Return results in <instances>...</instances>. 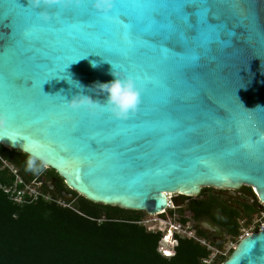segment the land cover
I'll list each match as a JSON object with an SVG mask.
<instances>
[{"label": "water", "instance_id": "1", "mask_svg": "<svg viewBox=\"0 0 264 264\" xmlns=\"http://www.w3.org/2000/svg\"><path fill=\"white\" fill-rule=\"evenodd\" d=\"M17 3L33 5L35 19L10 13L6 5ZM200 11L186 10L193 27L184 43H162L145 22L125 44L115 19L0 0V111L9 117L0 144L36 157L94 203L155 214L172 194L242 185L264 203V0H212ZM112 64L121 77L152 79L127 121L72 111L55 96L82 92L103 102L97 85L114 79ZM72 192L61 195L73 200ZM222 264H264V229L241 239Z\"/></svg>", "mask_w": 264, "mask_h": 264}, {"label": "trees", "instance_id": "2", "mask_svg": "<svg viewBox=\"0 0 264 264\" xmlns=\"http://www.w3.org/2000/svg\"><path fill=\"white\" fill-rule=\"evenodd\" d=\"M28 157L0 144V184L14 180L2 160L15 166L25 182L44 169L38 161L35 170H27ZM44 170L59 178L54 170ZM58 180L55 196L61 197L63 190L72 192ZM72 193L74 199L67 200L72 208L42 200L18 205L0 187V264H203L209 255L196 240L179 238L174 255L164 257L157 249L162 234L136 223L143 212L94 203ZM196 232L204 237L200 229Z\"/></svg>", "mask_w": 264, "mask_h": 264}, {"label": "snow or ice", "instance_id": "3", "mask_svg": "<svg viewBox=\"0 0 264 264\" xmlns=\"http://www.w3.org/2000/svg\"><path fill=\"white\" fill-rule=\"evenodd\" d=\"M239 0H237V3ZM212 0H131L126 3L125 0H114V6L111 11L104 13L96 11L91 4H78L76 0H57L55 3L46 4L41 0L39 7H44L49 10H67L74 9L77 12L83 11L89 16H99L102 19H115L120 23V28L123 30V39L125 44L131 43V36L134 30H143V24L150 22L153 29V36L158 37L162 43L170 41H176L184 43L187 40V30L193 25L187 21L186 10L189 7L199 9L200 15H203V10L210 7ZM237 6L236 4L233 5ZM9 12L17 11V19L24 22H30L35 19L31 15L33 11V5L29 4L28 7H22L19 3L15 5H6ZM129 9L138 11V15L133 17L129 14ZM139 13H143L140 15ZM11 19V15L9 16ZM51 19H57L54 15ZM204 21L201 19L200 26ZM71 61L64 64L57 72L58 74L64 73L67 65ZM126 72L130 69L125 66ZM132 75H135L133 73ZM140 78L145 77L143 74ZM150 84V83H149ZM179 99V97H178ZM170 254V253H168Z\"/></svg>", "mask_w": 264, "mask_h": 264}, {"label": "flooded vegetation", "instance_id": "4", "mask_svg": "<svg viewBox=\"0 0 264 264\" xmlns=\"http://www.w3.org/2000/svg\"><path fill=\"white\" fill-rule=\"evenodd\" d=\"M34 178H38L42 186L47 189H49L48 183H52L55 188L53 192L59 191V178L51 175L47 170L36 171ZM242 186L233 188L203 187L197 195L183 196L184 198H180L179 195L175 198L171 197L169 202L171 206L175 203L183 213L188 212L185 217L187 218L186 222L195 223L196 235V230L200 229L204 239L209 240L214 247L220 248L230 240L233 231L239 232L242 225L251 223L253 220L251 216L255 212L264 210V203L256 192L251 187L246 189ZM61 192H59L60 195Z\"/></svg>", "mask_w": 264, "mask_h": 264}, {"label": "clouds", "instance_id": "5", "mask_svg": "<svg viewBox=\"0 0 264 264\" xmlns=\"http://www.w3.org/2000/svg\"><path fill=\"white\" fill-rule=\"evenodd\" d=\"M43 2L51 4L57 2V0H43ZM40 3L41 0H35V6H39ZM76 3L91 4L96 11L104 13L111 11L114 6V0H76ZM39 19L47 21L50 17L47 13H40ZM78 60L79 59L71 61L67 67ZM92 65L93 67H96L94 61L92 62ZM112 67L114 71L111 74L114 79L110 82L97 85L98 90L106 96V99L103 102L93 100L90 96L84 95L82 92L81 94L73 96L70 100L59 93L55 96L61 97L66 107L72 111L83 110L87 112L89 116L93 117L107 113L116 120L127 121L139 111L142 104V98L147 91L148 84L152 82V79L148 76L140 78L135 75L121 77L116 66L112 64ZM52 77H50V79ZM61 78L67 79L70 84H74L77 88L81 87L78 83L72 81L70 76H63ZM44 94L46 96H51L46 93ZM8 120V114L0 111V130L7 128ZM37 163V158L30 155L26 161L27 170H35L37 168Z\"/></svg>", "mask_w": 264, "mask_h": 264}, {"label": "built area", "instance_id": "6", "mask_svg": "<svg viewBox=\"0 0 264 264\" xmlns=\"http://www.w3.org/2000/svg\"><path fill=\"white\" fill-rule=\"evenodd\" d=\"M4 166H6L10 173L14 176V180L11 184L2 185L0 184L1 189L8 195V197L16 204L22 205L26 203L36 202L42 200L47 203H55L60 206H65L72 208L70 203H67V200L62 196H55L52 191L43 189L42 183L38 178H33L32 180L25 182L24 179L18 173V170L15 166L7 163L2 160ZM169 196V200H170ZM171 208L170 202L166 209H163L159 213L148 214L149 216H154L152 219H141L137 221V224L144 226L148 231L151 232H160L162 233L161 240L158 244V252L161 253L164 257H171L174 255L175 246L178 243L179 238H188L193 239L199 242L201 245L205 246L209 251V255L202 260L203 264H216V260L220 256H224L226 253L224 249H219L214 246H211L205 239L198 237L195 234V231L189 229V226H183L184 224L179 221L169 222L167 230H163L161 225L166 223L164 216L167 214V209ZM259 216L254 222H251L248 225H242L239 235L236 239L239 241L246 236L251 235L257 231L264 229V211L259 212ZM169 245H164L163 242H168ZM236 247V245L234 246ZM233 247V248H234ZM232 247H228L229 251ZM170 253V254H168Z\"/></svg>", "mask_w": 264, "mask_h": 264}, {"label": "rangeland", "instance_id": "7", "mask_svg": "<svg viewBox=\"0 0 264 264\" xmlns=\"http://www.w3.org/2000/svg\"><path fill=\"white\" fill-rule=\"evenodd\" d=\"M242 187L243 188H246V189H250V187H248V186H242ZM177 196H178V194H173L171 197L172 198H175ZM166 211H167V214L164 216V220L166 221V223H164V224L161 225L162 229L165 230V231L167 230V228L169 226L168 225L169 222H174V221L175 222L176 221L181 222L180 220L182 218H185L187 216V214H188V212L183 213L181 209H178V207H177V205L175 203H174V205L171 206V208L167 209ZM153 217L152 216H149L146 212H143V219H152ZM251 217L253 218V220L251 222H254L258 217H260L259 216V212H255ZM185 219L187 221V218H185ZM183 226H185V227L186 226H189L190 227L189 229H191L193 231L196 228L195 223H193L192 221L191 222L190 221L189 222H186V224L184 223ZM197 236L200 237V238H203V237L199 236L198 234H197ZM205 240L208 243H210L209 240H207V239H205ZM238 242H239L238 239H235V237H231L230 240L226 242V245H223L222 247L220 246V248L218 247L219 249H222L223 248L224 249L223 251H225L226 254L224 256L218 257L217 260H219L220 258L222 259L223 257H227L229 255V253H232L233 249L235 248L234 246L237 245ZM169 243H170V240L168 242H163V244L166 245V246L169 245ZM210 245L213 246V244H211V243H210ZM229 246L232 247V248L229 251H227V249H228Z\"/></svg>", "mask_w": 264, "mask_h": 264}, {"label": "bare ground", "instance_id": "8", "mask_svg": "<svg viewBox=\"0 0 264 264\" xmlns=\"http://www.w3.org/2000/svg\"><path fill=\"white\" fill-rule=\"evenodd\" d=\"M173 195V194H172ZM172 195H170V197L172 196ZM168 207V206H167ZM166 209V208H165ZM167 241H168V239H167Z\"/></svg>", "mask_w": 264, "mask_h": 264}]
</instances>
